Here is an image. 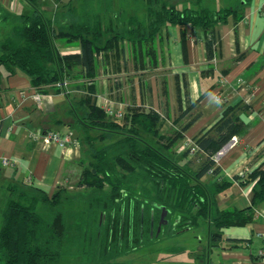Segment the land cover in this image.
<instances>
[{"label":"trees","instance_id":"16d2710c","mask_svg":"<svg viewBox=\"0 0 264 264\" xmlns=\"http://www.w3.org/2000/svg\"><path fill=\"white\" fill-rule=\"evenodd\" d=\"M73 1L53 20L37 6L27 15L0 8V65L9 75L23 72L40 94L48 93V88L67 90L56 85L68 82L78 67L86 77L94 76L96 55L125 40L140 58L156 60L155 39L167 25L202 30L211 56L215 28L230 16L237 18L242 3L237 0L212 10L201 6V0H185L196 8H180L170 0H142L146 19L141 21L123 7L114 10L113 0H83L80 9ZM57 41L80 45L82 54L62 56ZM248 109V105L227 107L194 140L193 153L191 145L177 155L175 148L184 136L162 134L164 121L156 111L129 108L116 118L90 95L82 96L73 104L74 122L69 126L82 150L77 182L81 192L70 198L63 187L50 194L29 184L8 186L0 208V264H66L70 256L77 258L71 264H113L204 223L210 226L211 246L217 245L223 229L246 225L252 216L217 210L215 197L229 183L211 189L203 179L220 173L216 155L247 131L240 113ZM190 155L200 158L198 167H193ZM236 180L246 183L244 176ZM248 180H257L255 197L264 200V170L253 172ZM67 201L71 207L66 208ZM163 209L167 215L161 224ZM196 256V264H207L206 249Z\"/></svg>","mask_w":264,"mask_h":264},{"label":"crops","instance_id":"0c3cea01","mask_svg":"<svg viewBox=\"0 0 264 264\" xmlns=\"http://www.w3.org/2000/svg\"><path fill=\"white\" fill-rule=\"evenodd\" d=\"M170 1L180 8H196L190 1ZM236 1L201 0V6L220 10ZM83 2L74 0L73 6L80 9ZM67 3L0 0V8L27 15L37 6L53 20L68 9L64 7ZM122 7L145 21L142 0H113L114 10ZM193 31L190 27L164 26L154 43L156 60L140 58L127 40L119 42L113 50L96 55L94 76L86 77L78 67L67 76V90L59 93L48 88V93L41 94L40 104L34 99L36 89L23 72L9 75L0 65V200L5 198L7 187L15 184H29L52 194L78 172L81 148L59 147L45 135L57 131L71 132L75 137L69 129L74 122L73 104L84 95H90L98 106L108 104L116 111H156L164 121L162 134L182 132L184 136L175 148L177 155L210 129L227 107L248 105V111L240 113L247 131L216 155L220 173L207 175L203 181L211 189L214 184L229 183L215 197L217 210L245 211L251 220L223 229L221 242L213 247L210 226L204 223L200 227L206 230L204 242L199 238L196 248L173 251L171 256L187 253L186 263L172 264H196L197 253L206 249L207 264H264V200L255 197L257 180H248L253 172L264 170V0H242L239 16H230L215 28L211 56L206 34L200 29ZM57 47L62 56L82 54L80 45L57 41ZM80 72L81 76H75ZM238 79H243L241 85H237ZM216 96L223 97L224 104L216 102ZM193 162V167H198L200 159ZM237 176H244L246 183L236 180Z\"/></svg>","mask_w":264,"mask_h":264},{"label":"rangeland","instance_id":"374dc122","mask_svg":"<svg viewBox=\"0 0 264 264\" xmlns=\"http://www.w3.org/2000/svg\"><path fill=\"white\" fill-rule=\"evenodd\" d=\"M69 2L70 0H66ZM3 29V28H2ZM80 148V147H79ZM192 160H198V157L193 155L190 156ZM200 159V158H199ZM81 168L79 166L78 172H75L72 177L68 178L67 182L62 184L61 187L65 189V195L68 197H76L80 194L81 190L77 188V182L79 179ZM2 193L0 192V196ZM5 198L0 200V208L3 207L5 199L8 197V193L5 191ZM66 208L71 207L70 203L67 201L65 204ZM79 207V206H78ZM0 227H1V218H0ZM202 228H196L194 230L186 231L179 235L173 236L171 238L157 241L154 245H147L142 250H137L131 253L128 256L122 257L116 261H113V264H172V263H186L188 259V254H177L171 256V252L180 251L181 249H187L191 251L197 247V244L201 241L204 242L206 230H201ZM188 259V260H187ZM77 262V258L74 256L67 257L66 264H71Z\"/></svg>","mask_w":264,"mask_h":264},{"label":"built area","instance_id":"2783aa9c","mask_svg":"<svg viewBox=\"0 0 264 264\" xmlns=\"http://www.w3.org/2000/svg\"><path fill=\"white\" fill-rule=\"evenodd\" d=\"M11 1H13V0H11ZM242 82H243V79H238L237 85H241ZM67 86H68V82L58 83L56 85V87H58V88H67ZM34 99L36 100V102H38L40 104L42 99H43V96L40 93L36 92L34 94ZM215 100H216V102H218L220 104H224V99L221 96H216ZM104 108H105L107 114L110 115V116H113V117H116V118H122L124 116V111H122V110H117L116 111L115 109H113L108 104H105ZM45 138L49 142H51L52 144L57 145V146L62 147V148L69 147V146H75L77 148L80 147L78 140L72 135L71 132H68V133L64 134V133H61V132L53 131V132L47 133L45 135ZM195 150H196V147H194V145H193L192 153ZM5 163L7 164V161H5Z\"/></svg>","mask_w":264,"mask_h":264},{"label":"water","instance_id":"95a60500","mask_svg":"<svg viewBox=\"0 0 264 264\" xmlns=\"http://www.w3.org/2000/svg\"><path fill=\"white\" fill-rule=\"evenodd\" d=\"M167 215V212L163 209V214H162V222H161V224L163 223V221H164V218H165V216Z\"/></svg>","mask_w":264,"mask_h":264}]
</instances>
